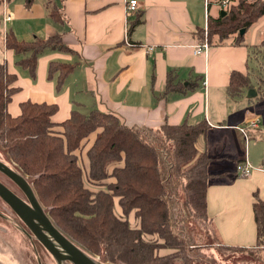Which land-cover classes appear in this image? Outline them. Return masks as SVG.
I'll list each match as a JSON object with an SVG mask.
<instances>
[{"label":"crops","instance_id":"0c3cea01","mask_svg":"<svg viewBox=\"0 0 264 264\" xmlns=\"http://www.w3.org/2000/svg\"><path fill=\"white\" fill-rule=\"evenodd\" d=\"M128 1L0 0V63L17 75L13 86L18 88L8 112L19 116L21 103L30 100L56 104L55 123L69 119L73 110L88 114L93 109L112 113L129 126L155 130L164 124L206 122L210 129L198 142L200 151L214 159L212 172L231 171L230 182L214 181L207 189L213 229L224 246L264 249L257 245L254 213V194L264 201L263 93L252 88L257 94L249 97V88L236 97L228 94L232 72L250 73L252 51L264 38L258 43L254 36L248 44L245 33L242 43L209 42L206 53L196 54L195 45L204 41L201 32L224 8L220 1L138 0L139 10L132 14ZM9 32L25 41L59 34L72 51H44L33 77L17 65L16 52L6 47ZM52 62L75 64L60 89L59 72L49 76ZM170 72L183 90H167ZM257 119L259 126L248 128L247 137L239 128ZM95 136L82 148L87 179V150ZM218 157L236 163L231 166ZM246 159L255 169L241 177L236 167ZM118 212L123 215L122 208Z\"/></svg>","mask_w":264,"mask_h":264},{"label":"trees","instance_id":"16d2710c","mask_svg":"<svg viewBox=\"0 0 264 264\" xmlns=\"http://www.w3.org/2000/svg\"><path fill=\"white\" fill-rule=\"evenodd\" d=\"M225 10L224 16L221 11L217 18H210L209 29L221 36L238 33L234 42L242 43L240 30H248L264 16V0H242ZM5 45L16 52L17 65L33 77L44 51H72L59 34L25 41L9 32ZM258 46L264 48V39ZM74 67L72 63L50 64V77L59 72V89ZM16 79L17 75L0 63V154L32 185L58 228L87 253L100 256L102 263L194 264L185 253L187 240L178 230L177 216L183 208L194 218L211 222L208 186L214 181H231L228 171L210 170L214 159L198 147L210 129L208 124H164L156 130L132 127L98 109L88 114L73 110L69 119L55 123L56 104L30 100L21 103L22 113L13 117L8 104L18 90L13 86ZM250 79V73L232 72L229 96L250 88ZM174 80L170 72L167 90H183ZM56 126L63 130L56 131ZM94 134L87 150L88 179L93 186L105 187L97 190L86 185L79 156ZM109 178L115 181L103 183ZM254 195L257 245L264 247V201L257 192ZM116 198L126 217L116 214ZM132 211L140 227H133L127 219ZM161 249L176 251L161 255Z\"/></svg>","mask_w":264,"mask_h":264},{"label":"rangeland","instance_id":"374dc122","mask_svg":"<svg viewBox=\"0 0 264 264\" xmlns=\"http://www.w3.org/2000/svg\"><path fill=\"white\" fill-rule=\"evenodd\" d=\"M222 1V0H221ZM242 0H229L228 6L239 5ZM250 3L255 0H248ZM233 2V4L231 3ZM264 23V16L261 17L257 23H255L245 34L246 43L250 44L252 40L257 38L259 43L264 38V26L258 29L260 25ZM258 29V30H256ZM202 37L207 38L212 46L219 42H230L237 37L238 33L230 36H221L216 33H212L211 29H207L201 32ZM250 84L249 87L260 88L264 94V48L256 47L252 51V57L250 60ZM249 89V88H248ZM262 94V96H263ZM264 109V106H263ZM95 135V134H94ZM264 140V139H263ZM88 144V143H87ZM86 144V145H87ZM86 147V146H85ZM84 149V148H83ZM81 156L80 161L83 165V150L79 151ZM2 154H0V160H2ZM211 156V155H210ZM212 157V156H211ZM218 160H225L227 164L234 166L236 163L230 161L224 157H218ZM3 161V160H2ZM4 162V161H3ZM229 162V163H228ZM9 164V163H8ZM229 173L231 171L227 170ZM223 172V171H221ZM0 180L7 185H14L15 183L8 178L5 174L0 172ZM86 185L94 190L104 189V186H93L89 179L84 177ZM114 178H109L103 183L111 182ZM120 204L118 198H116L115 212L120 215ZM116 209H118L116 211ZM178 214L177 227L187 240L186 255L190 256L194 260V264H264V249H244L237 247H227L222 245L218 239L213 224L208 220H201L189 215L183 208ZM116 213V214H117ZM132 213V214H131ZM127 219L130 221L133 227H140V220L136 217L135 211H132ZM117 214V215H118ZM185 216V220H182ZM130 218V219H129ZM139 220V221H138ZM53 221V220H52ZM138 221V223H136ZM54 222V221H53ZM55 224V223H54ZM57 226V225H56ZM58 227V226H57ZM152 239L157 236L150 237ZM85 251V250H84ZM176 250L173 249H161L159 253L166 255L173 253ZM94 260L101 262V257L88 253ZM0 264H58L53 256L43 247V245L37 241L26 225L20 220L17 214L6 204L0 197ZM110 264V263H108Z\"/></svg>","mask_w":264,"mask_h":264},{"label":"water","instance_id":"95a60500","mask_svg":"<svg viewBox=\"0 0 264 264\" xmlns=\"http://www.w3.org/2000/svg\"><path fill=\"white\" fill-rule=\"evenodd\" d=\"M226 10H222V15ZM247 29L242 28L240 35L244 36ZM255 89L248 91V96L256 95ZM0 172L10 178L26 195L27 201L16 194L11 188L0 180V197L22 219L36 238L62 264L70 261L73 264H98L86 251L70 240L54 224L49 214L38 200L32 185L19 172L0 160Z\"/></svg>","mask_w":264,"mask_h":264},{"label":"built area","instance_id":"2783aa9c","mask_svg":"<svg viewBox=\"0 0 264 264\" xmlns=\"http://www.w3.org/2000/svg\"><path fill=\"white\" fill-rule=\"evenodd\" d=\"M221 4L224 8H226L227 5L229 4V0H222ZM139 6H140V3L138 0H129L127 3L128 13L129 14L136 13L139 10ZM10 18H11L10 15H8L5 17V20L6 21L10 20ZM209 47H210L209 41L207 40V38H205L204 41L195 45L194 52L196 54L206 53L208 51ZM149 50H152V47H149ZM259 123H260V120L257 119V120L251 121L247 125V127H240L239 129L248 137L247 129L248 128H256L259 126ZM236 169H237V173L239 176L248 177L253 173L255 167L246 159L245 161L239 163L237 165Z\"/></svg>","mask_w":264,"mask_h":264},{"label":"flooded vegetation","instance_id":"af4514ba","mask_svg":"<svg viewBox=\"0 0 264 264\" xmlns=\"http://www.w3.org/2000/svg\"><path fill=\"white\" fill-rule=\"evenodd\" d=\"M7 185V184H6ZM9 188H11L16 194H18L20 197H22L24 200L27 201V197L26 195L23 193V191L16 185V184H12V185H7ZM18 216V215H17ZM19 217V216H18ZM20 218V217H19ZM22 221V219H20ZM23 222V221H22ZM24 223V222H23ZM25 224V223H24ZM26 225V224H25ZM27 227V225H26ZM28 228V227H27ZM29 229V228H28ZM29 231L31 232V234L33 235V237L39 241L36 236L32 233V231L29 229ZM40 242V241H39ZM41 243V242H40ZM42 244V243H41ZM43 245V244H42ZM44 247V246H43ZM45 248V247H44ZM46 249V248H45ZM48 251V250H47ZM52 255V254H51ZM53 256V255H52ZM53 258L55 259V257L53 256ZM56 260V259H55ZM56 262L59 264V262L56 260ZM97 262V261H96ZM98 264H106V263H102V262H97ZM62 264H73L70 261H63Z\"/></svg>","mask_w":264,"mask_h":264}]
</instances>
